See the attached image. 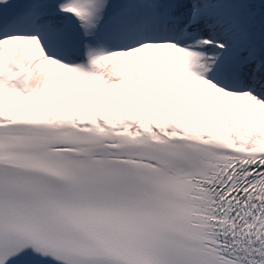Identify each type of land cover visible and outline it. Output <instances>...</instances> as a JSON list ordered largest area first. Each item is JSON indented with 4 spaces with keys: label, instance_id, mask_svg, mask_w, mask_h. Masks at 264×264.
<instances>
[{
    "label": "snow or ice",
    "instance_id": "1",
    "mask_svg": "<svg viewBox=\"0 0 264 264\" xmlns=\"http://www.w3.org/2000/svg\"><path fill=\"white\" fill-rule=\"evenodd\" d=\"M0 264H264V0H0Z\"/></svg>",
    "mask_w": 264,
    "mask_h": 264
}]
</instances>
